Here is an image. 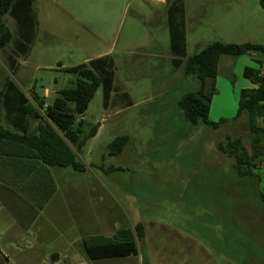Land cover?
I'll return each mask as SVG.
<instances>
[{
	"label": "rangeland",
	"instance_id": "rangeland-1",
	"mask_svg": "<svg viewBox=\"0 0 264 264\" xmlns=\"http://www.w3.org/2000/svg\"><path fill=\"white\" fill-rule=\"evenodd\" d=\"M182 1L188 56L213 41L264 45L259 0ZM167 8L166 0H34L30 49L15 56V72L8 68L12 44L0 51V87L10 79L31 99L39 94L49 104L58 90L73 86L68 69L108 55L114 71L108 105L102 83L77 116L86 124L83 136L93 125L99 128L79 158L102 167L90 166L86 173L61 168L72 173L68 194L80 196L97 183L111 192L94 208L86 204V226L95 216L109 227L112 221L128 227L159 221L194 235L201 246L190 251L196 261L264 264V161L254 177H241L233 157L218 149L227 135L241 136L251 149L245 116L218 128L184 118L179 99L199 80L186 73V58L180 68L173 65ZM5 18L9 22V14ZM224 72L219 76L227 81ZM233 96L222 88L213 118L226 97L232 106L224 113H237ZM38 109L45 115V108ZM259 121L264 125V118ZM120 135L128 142L121 153L110 154L108 144ZM110 166L115 169L106 171Z\"/></svg>",
	"mask_w": 264,
	"mask_h": 264
},
{
	"label": "crops",
	"instance_id": "crops-1",
	"mask_svg": "<svg viewBox=\"0 0 264 264\" xmlns=\"http://www.w3.org/2000/svg\"><path fill=\"white\" fill-rule=\"evenodd\" d=\"M9 16V22L6 21L8 25H13L14 31L11 30L15 39L17 20L14 16ZM256 59L263 60L261 71L264 73L262 53L220 56L216 93L209 111L211 121L217 122L236 115L233 112L231 115L224 113L226 108L228 110L232 106L226 97L217 103L219 110L213 118V104L222 88L230 92L231 96L234 95L233 100L238 102L242 89L256 86L244 76L245 67L256 65ZM221 69H224L227 81L219 76ZM235 79H238L236 84ZM45 93L49 95L50 90L45 88ZM25 105L42 108L34 97L31 99L30 95L7 79L0 87V124L15 132L37 134L40 119L25 112ZM85 163L88 168L102 167L93 162ZM113 167L105 170L110 171ZM61 168L69 167L47 166L34 150L24 145L7 140L0 143V253L3 257L0 258V264H211L210 260L206 263L204 260L193 259L190 251L194 252L196 246H201L188 230L152 220L141 222L145 228V236L136 243L135 253L90 258L85 249V239L97 238L93 244L98 246L102 242L100 237L113 238L119 230L129 229L131 226L112 221V227H109L96 216L95 219L91 218V227L86 226L84 211L90 207L86 204L93 207L94 203L106 200L111 192L106 191L105 187L101 189V184L97 183L90 190L81 192L80 196L68 194L70 186L67 179L72 173L61 171ZM69 215L71 227L68 223ZM8 252L11 254H5Z\"/></svg>",
	"mask_w": 264,
	"mask_h": 264
},
{
	"label": "trees",
	"instance_id": "trees-1",
	"mask_svg": "<svg viewBox=\"0 0 264 264\" xmlns=\"http://www.w3.org/2000/svg\"><path fill=\"white\" fill-rule=\"evenodd\" d=\"M34 0H0V51L12 44L11 54L8 55L9 70L15 72L18 67L16 57L28 53L34 38L35 13L32 10ZM168 4V26L170 47L173 54L172 62L176 69L185 60L186 73L199 80L195 89L183 94L179 99L184 118L193 124L199 121L218 128L223 123L236 122L245 116L248 130L252 134L251 149L244 143L241 136L232 137L218 142V149L233 157V166L241 177H254V169L260 167L264 161V125L259 119L264 118V73L261 71L263 60L256 59V65L246 66L244 76L256 86L244 88L240 92L237 113L233 118H223L217 122L209 119L211 101L216 93V78L220 56L242 55L250 52L264 54V45L255 43H234L213 41L203 49L188 56L186 41L185 9L182 0H166ZM264 9V0H259ZM10 14L17 20V37L5 16ZM16 56V57H15ZM108 55L89 60L86 63L68 69L73 75V86L64 87L57 91L53 101L45 106L44 97L34 96L35 101L45 108V115L34 106L25 105V112L40 119L37 134L29 132H15L0 124V143L3 140L12 141L34 150L41 161L47 166L69 167L77 172H85L88 165L79 158V153L87 140L96 135L98 126L85 129L84 120H77V116L84 114L103 83L105 104L113 89L112 62ZM128 142L127 135L117 136L108 144L110 154H119ZM113 169H115L113 167ZM259 178V176H258ZM264 200V195L261 194ZM145 236L143 223L134 224L129 229H122L113 238L100 237L102 242L98 246L93 243L97 238L85 239V249L90 258L124 256L136 252V243Z\"/></svg>",
	"mask_w": 264,
	"mask_h": 264
}]
</instances>
